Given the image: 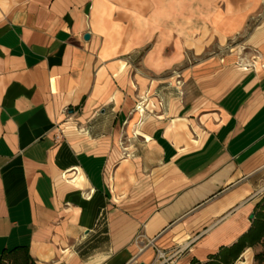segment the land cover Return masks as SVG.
<instances>
[{
  "label": "crops",
  "instance_id": "0c3cea01",
  "mask_svg": "<svg viewBox=\"0 0 264 264\" xmlns=\"http://www.w3.org/2000/svg\"><path fill=\"white\" fill-rule=\"evenodd\" d=\"M263 9L264 0H0V258L28 246L37 264H159L160 249L191 264L235 243L262 198L250 177L264 163ZM247 27L261 72L251 61L206 112L174 98L132 126L145 79L137 54L161 73ZM125 158L139 183L117 203L110 178L117 184ZM141 231L144 251L133 242ZM260 249L236 264H255Z\"/></svg>",
  "mask_w": 264,
  "mask_h": 264
},
{
  "label": "rangeland",
  "instance_id": "374dc122",
  "mask_svg": "<svg viewBox=\"0 0 264 264\" xmlns=\"http://www.w3.org/2000/svg\"><path fill=\"white\" fill-rule=\"evenodd\" d=\"M262 11L260 16L264 14V9ZM250 29L247 27L245 32L239 33L224 43L213 41L202 46L198 42V46L187 50L183 63L161 73L144 69L140 65L141 56L137 54L134 68H139L145 79L141 82L143 86L141 98L134 106V111L139 113V117L135 125L132 126L135 128L141 126L146 114H152L158 110L166 111L174 98L177 99L180 106H197L199 113L206 112L207 109L213 107L210 102L216 101L215 99L226 92L240 74L243 75L252 66V56L257 54V48L250 44L248 39ZM239 48H242V55L237 54ZM173 77H176V82L172 80ZM131 138L130 149L135 150V154H137L136 149L141 147L139 143L142 141L136 136ZM261 167L257 174L250 177V179L252 178L251 183L256 189L255 192L259 196L264 195V163ZM141 234H143L142 231L138 232L133 242H137L138 236ZM106 238V236H101L96 242L105 243ZM103 239L105 240L103 241ZM139 246L144 251V243H139ZM86 250L88 249L86 248ZM155 259L159 264H171V262L164 261V258H158L157 255Z\"/></svg>",
  "mask_w": 264,
  "mask_h": 264
},
{
  "label": "trees",
  "instance_id": "16d2710c",
  "mask_svg": "<svg viewBox=\"0 0 264 264\" xmlns=\"http://www.w3.org/2000/svg\"><path fill=\"white\" fill-rule=\"evenodd\" d=\"M255 218L249 229L229 246H221L216 253L210 254L206 261L196 257L191 264H236L248 248L260 247L255 254V264H264V196L254 206ZM0 264H37L31 257L28 246L6 248Z\"/></svg>",
  "mask_w": 264,
  "mask_h": 264
},
{
  "label": "bare ground",
  "instance_id": "6f19581e",
  "mask_svg": "<svg viewBox=\"0 0 264 264\" xmlns=\"http://www.w3.org/2000/svg\"><path fill=\"white\" fill-rule=\"evenodd\" d=\"M237 54L242 55V48L237 49ZM252 61L254 62V65L256 66L257 72H261L263 58H261L259 55H255ZM172 80L176 82V77H173ZM122 164L124 165L122 169L123 174L120 175L119 179L117 180V184H116V181L113 175L110 178V183H111V188H112V193H113V200L117 203L121 202L122 199L127 196L128 189L131 185H137L139 183V180L135 172L133 171V161L130 158H125L122 160ZM122 180H123V185H124L123 190L120 188V185L118 183V181H122ZM115 229L117 233H118V229H120V230H123L126 235L129 234V232H127L126 227L124 226H117Z\"/></svg>",
  "mask_w": 264,
  "mask_h": 264
},
{
  "label": "built area",
  "instance_id": "2783aa9c",
  "mask_svg": "<svg viewBox=\"0 0 264 264\" xmlns=\"http://www.w3.org/2000/svg\"><path fill=\"white\" fill-rule=\"evenodd\" d=\"M51 89L55 90V82H54V80H51ZM138 240L140 242H142V244H143V241L145 240V235L144 234L139 235L138 236ZM152 243H153V241H152ZM157 256H158V258H164V261H167L165 253L162 250H160V249H157Z\"/></svg>",
  "mask_w": 264,
  "mask_h": 264
},
{
  "label": "water",
  "instance_id": "95a60500",
  "mask_svg": "<svg viewBox=\"0 0 264 264\" xmlns=\"http://www.w3.org/2000/svg\"><path fill=\"white\" fill-rule=\"evenodd\" d=\"M90 37V35L89 34H86V36H85V38H89ZM255 218V213H251V215H250V220H253ZM142 264H144V263H142Z\"/></svg>",
  "mask_w": 264,
  "mask_h": 264
}]
</instances>
